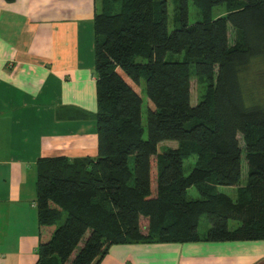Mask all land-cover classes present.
Listing matches in <instances>:
<instances>
[{"label": "trees", "instance_id": "obj_1", "mask_svg": "<svg viewBox=\"0 0 264 264\" xmlns=\"http://www.w3.org/2000/svg\"><path fill=\"white\" fill-rule=\"evenodd\" d=\"M185 1L169 30L165 0H101L97 155L37 160L35 264H94L113 244L197 241L202 215L205 240L264 239V0H197L193 23ZM219 5L227 12L212 16ZM193 74L208 82L195 104ZM164 140L176 146L160 151ZM220 186L235 187L236 197Z\"/></svg>", "mask_w": 264, "mask_h": 264}, {"label": "crops", "instance_id": "obj_2", "mask_svg": "<svg viewBox=\"0 0 264 264\" xmlns=\"http://www.w3.org/2000/svg\"><path fill=\"white\" fill-rule=\"evenodd\" d=\"M101 3L0 0V264L36 262L37 160L97 155ZM206 230L197 241L113 244L94 264H264V239L208 241Z\"/></svg>", "mask_w": 264, "mask_h": 264}, {"label": "rangeland", "instance_id": "obj_3", "mask_svg": "<svg viewBox=\"0 0 264 264\" xmlns=\"http://www.w3.org/2000/svg\"><path fill=\"white\" fill-rule=\"evenodd\" d=\"M166 3V10L168 13V29L172 30L176 27L179 26V13H180V7H181V0H165ZM186 11H187V20L189 23H193L196 20L201 19L200 11L197 6L198 1L197 0H186ZM227 7L225 5H219L216 6L212 9V16H218V15H223L227 12ZM228 42L230 45H234L236 42L237 34L235 30L231 27L228 26ZM167 59H181L182 54H167L166 56ZM248 80V79H247ZM248 82V81H247ZM207 86L208 82L205 79H201L197 75L193 74L191 77V103L195 104L199 100L203 98V96L207 92ZM140 93L142 97V105H141V117H142V124L145 128L146 125V111H145V101H146V95H145V87H144V80L143 78L140 80ZM146 136V132H144V137ZM240 145L243 146V143L241 141L240 135H238ZM175 147L176 142L171 141V140H164L160 142L159 144V150L161 151L164 147ZM195 157H190L188 159H185L183 162V173L184 175H187L189 171L191 170L192 166L194 165V159ZM246 164L245 161L243 160V171H242V179H245L246 175ZM219 190L228 194L229 190L228 187L226 186H220ZM232 192V190H230ZM188 194L191 197H198V193L194 187H191L188 189ZM237 224L236 221H229V226H235ZM209 226L208 220L205 215H202L199 220V227L198 231L200 233L205 232L207 227Z\"/></svg>", "mask_w": 264, "mask_h": 264}]
</instances>
